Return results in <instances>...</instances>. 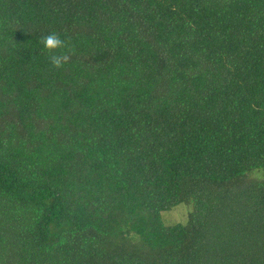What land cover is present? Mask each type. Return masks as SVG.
Segmentation results:
<instances>
[{
  "label": "trees",
  "instance_id": "16d2710c",
  "mask_svg": "<svg viewBox=\"0 0 264 264\" xmlns=\"http://www.w3.org/2000/svg\"><path fill=\"white\" fill-rule=\"evenodd\" d=\"M0 264H264V0H0Z\"/></svg>",
  "mask_w": 264,
  "mask_h": 264
},
{
  "label": "clouds",
  "instance_id": "9594fccd",
  "mask_svg": "<svg viewBox=\"0 0 264 264\" xmlns=\"http://www.w3.org/2000/svg\"><path fill=\"white\" fill-rule=\"evenodd\" d=\"M41 42L54 68L60 69L69 62V54L63 51L67 47L66 41L58 33L52 32L43 36Z\"/></svg>",
  "mask_w": 264,
  "mask_h": 264
},
{
  "label": "rangeland",
  "instance_id": "374dc122",
  "mask_svg": "<svg viewBox=\"0 0 264 264\" xmlns=\"http://www.w3.org/2000/svg\"><path fill=\"white\" fill-rule=\"evenodd\" d=\"M189 211V206L180 204L169 211L163 212L161 214L162 221L165 225L184 224Z\"/></svg>",
  "mask_w": 264,
  "mask_h": 264
}]
</instances>
